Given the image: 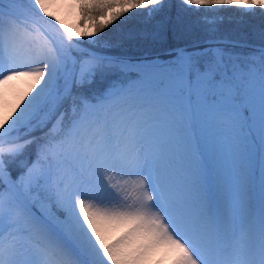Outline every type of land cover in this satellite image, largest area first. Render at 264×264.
<instances>
[{
  "label": "snow or ice",
  "instance_id": "snow-or-ice-1",
  "mask_svg": "<svg viewBox=\"0 0 264 264\" xmlns=\"http://www.w3.org/2000/svg\"><path fill=\"white\" fill-rule=\"evenodd\" d=\"M58 4L75 30L57 0H0V264H264V32L216 36L264 0ZM172 7L202 41L110 54L129 19Z\"/></svg>",
  "mask_w": 264,
  "mask_h": 264
},
{
  "label": "trees",
  "instance_id": "trees-1",
  "mask_svg": "<svg viewBox=\"0 0 264 264\" xmlns=\"http://www.w3.org/2000/svg\"><path fill=\"white\" fill-rule=\"evenodd\" d=\"M170 2L173 5H175L178 2V0H170ZM236 12H237L236 9H232L229 12L224 13L225 19L223 20L222 23L218 25V27H222L226 31L228 29H231V26L234 23L233 21L234 19L249 20L248 16L241 17L238 16ZM165 15L170 16L172 19L163 26H160L159 21ZM176 15H177V9L175 7H172L171 9L166 10V13L161 14L151 22H146L142 18H135V17L129 19L126 23H124V26H126L125 28L136 30V32L132 30L134 37L137 35L138 31H143L145 29V26H150L151 27L150 29L152 31H155L152 32V34L149 33L150 32L149 30L147 31V33H144L146 34V38H149L148 41L153 42V47H147L144 50L140 51L136 49L134 45L132 47L129 46L127 48H123L119 46L123 50V52H117L115 50L114 51L112 50L111 54L114 53L116 55L119 54L122 55L123 57H129L134 60H141L146 57H156V56H159L163 59L166 57V53L169 50H173L176 48H185V47L191 48L193 44L200 42L204 39L205 33L203 31L202 25L197 23L198 20L197 14L195 13L182 14V20L179 24L175 23ZM254 18L256 19V17ZM254 23L252 22L253 27H249L248 29L257 27L254 26ZM263 26L264 24L260 26L259 29ZM182 32H190V33L188 35H185ZM256 37L257 38L255 39L257 41H255V43H257L258 45L261 44L262 43L261 35H257ZM230 38L233 39V36H231Z\"/></svg>",
  "mask_w": 264,
  "mask_h": 264
},
{
  "label": "rangeland",
  "instance_id": "rangeland-1",
  "mask_svg": "<svg viewBox=\"0 0 264 264\" xmlns=\"http://www.w3.org/2000/svg\"><path fill=\"white\" fill-rule=\"evenodd\" d=\"M57 4H58V0H57ZM63 8L64 7H61V9H63ZM61 12H63V11H58V12H56L55 15L56 16L59 15L63 19L71 20V23L73 24V26H74L73 28L75 30V25H76L77 19H78L75 11L73 10V13H71L70 16H68L67 14L61 13ZM248 17H249L250 21L249 20H239V19L235 20L234 19L233 20L234 23L231 26V29H228L226 31L222 27H218V31L216 33V36L218 38L227 39L228 41H232V42H247L250 45L259 46L260 44L258 45L257 43H255V41H257L255 38H257L256 37L257 35H261V32H264V26L259 29V27L264 24V18L259 17V16H256V19L254 17H251V16H248ZM254 21H255V23H254ZM252 22L254 23V26H257V27H254L252 29L251 28L248 29L249 27H253ZM52 24L55 25V21H53ZM46 26L49 28L50 32L54 34V28L50 27L48 25H46ZM123 26H124V24L117 31H115L112 34L113 39L118 40V47H114L112 49L113 51L115 50L117 52H123V50L120 47L127 48L129 46L132 47L133 45H134V47H136V49H138L140 51L144 50L147 47H153V42L148 41L149 38H146V34H144V33H147L148 30L150 31L149 33H151V34H152V32H155V31H152L150 29L151 28L150 26H145V29L143 31H138L137 35L135 37L133 36L134 34L132 31L134 29L131 30V29L125 28L126 26H124V27ZM55 27H58V25H55ZM134 31L136 32V30H134ZM182 33H184L185 35H188L190 32H182ZM231 36H233V39L230 38ZM204 38H205V36H204ZM229 39H231V40H229ZM235 50L238 52H241V51H247L248 49H241V48L237 47ZM112 55H116V54L114 53ZM117 56H122V55L118 54ZM126 58H128L133 63H137L138 61L142 60V59L141 60H134V59H131L129 57H126ZM137 72H138V69H134L131 73L127 74L128 78L129 79H136ZM121 78L123 79L124 77H121ZM14 83L20 89H22L24 87V84L22 81L14 82ZM11 99L12 98L10 97V101H11ZM5 111H6V108L3 106H0V115H2Z\"/></svg>",
  "mask_w": 264,
  "mask_h": 264
},
{
  "label": "bare ground",
  "instance_id": "bare-ground-1",
  "mask_svg": "<svg viewBox=\"0 0 264 264\" xmlns=\"http://www.w3.org/2000/svg\"><path fill=\"white\" fill-rule=\"evenodd\" d=\"M50 11L53 12V14L55 15L56 12L58 11H63L61 13L67 14L68 16H70L71 13H73L72 9H69L67 7H64L63 9H61V7L59 6V4H57V6L50 8ZM58 17L62 20H64V22L69 26V27H74L73 24L71 23V20H67V19H63L61 16L58 15ZM45 27L48 29V31L50 32L49 28L45 25ZM51 33V32H50ZM118 234V233H117ZM165 264H167V261H165Z\"/></svg>",
  "mask_w": 264,
  "mask_h": 264
}]
</instances>
